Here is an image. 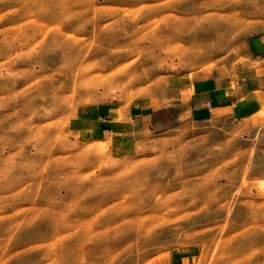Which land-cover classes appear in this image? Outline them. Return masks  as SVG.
<instances>
[{
    "label": "rangeland",
    "instance_id": "obj_1",
    "mask_svg": "<svg viewBox=\"0 0 264 264\" xmlns=\"http://www.w3.org/2000/svg\"><path fill=\"white\" fill-rule=\"evenodd\" d=\"M263 32L264 0H0V264H264V110L160 114L128 157L73 128L177 78L261 89Z\"/></svg>",
    "mask_w": 264,
    "mask_h": 264
},
{
    "label": "crops",
    "instance_id": "obj_2",
    "mask_svg": "<svg viewBox=\"0 0 264 264\" xmlns=\"http://www.w3.org/2000/svg\"><path fill=\"white\" fill-rule=\"evenodd\" d=\"M248 47L250 57L262 63L264 70V32L250 38ZM171 81L158 108L144 101L124 110L110 104L89 106L73 120L74 131L88 140L107 141L117 156L128 157L139 152L147 133L158 129L160 114L172 113L176 121L202 124L224 119L246 121L264 110V78L261 89H243L239 94L230 82L204 74ZM182 263L184 258L176 264Z\"/></svg>",
    "mask_w": 264,
    "mask_h": 264
},
{
    "label": "bare ground",
    "instance_id": "obj_3",
    "mask_svg": "<svg viewBox=\"0 0 264 264\" xmlns=\"http://www.w3.org/2000/svg\"><path fill=\"white\" fill-rule=\"evenodd\" d=\"M158 106V105H157Z\"/></svg>",
    "mask_w": 264,
    "mask_h": 264
}]
</instances>
